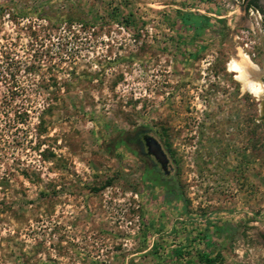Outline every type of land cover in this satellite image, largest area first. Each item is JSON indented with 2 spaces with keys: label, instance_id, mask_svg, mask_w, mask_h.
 <instances>
[{
  "label": "rangeland",
  "instance_id": "1",
  "mask_svg": "<svg viewBox=\"0 0 264 264\" xmlns=\"http://www.w3.org/2000/svg\"><path fill=\"white\" fill-rule=\"evenodd\" d=\"M61 2L0 15V264H264L263 131L226 71L244 56L264 89L262 23L240 0H66L84 23L45 21ZM136 127L183 207L114 147Z\"/></svg>",
  "mask_w": 264,
  "mask_h": 264
},
{
  "label": "trees",
  "instance_id": "2",
  "mask_svg": "<svg viewBox=\"0 0 264 264\" xmlns=\"http://www.w3.org/2000/svg\"><path fill=\"white\" fill-rule=\"evenodd\" d=\"M11 1L10 6L16 5L19 3V8L13 9V15L18 16L19 18H26L29 14H34L33 18L38 14H44L40 0H0V15L7 8L6 2ZM245 7L250 6L256 8L259 12L258 6L255 4V0H242ZM39 4V7L37 6ZM62 5L59 6V10L56 15L50 18L44 19L50 23L62 22L66 25L70 24L72 21L78 23H84V20L76 17L70 11L72 10V5L66 2H61ZM28 18V17H27ZM181 22L188 26L192 31L198 27V22L194 18L183 17ZM149 129L145 127H136L132 132L120 133L114 140V147H121L128 154L136 156L139 160L143 161V173L142 178L148 181L154 186H159L163 189V196L166 198H172L181 203V206H184V201L180 193L176 189L175 180L173 177L165 178L159 169L155 167V164L149 159L148 155L141 151L140 147V137ZM157 142V141H156ZM158 143V142H157ZM159 144V143H158ZM160 146V145H159ZM217 256V255H216ZM216 256L211 257L205 253H199L197 259L202 264H213Z\"/></svg>",
  "mask_w": 264,
  "mask_h": 264
},
{
  "label": "bare ground",
  "instance_id": "3",
  "mask_svg": "<svg viewBox=\"0 0 264 264\" xmlns=\"http://www.w3.org/2000/svg\"><path fill=\"white\" fill-rule=\"evenodd\" d=\"M246 58L242 56V62H235L230 60L226 67L227 72L233 73L234 79L240 83L241 89L254 98L259 99L262 97L263 89L261 84L256 80L253 73L245 65Z\"/></svg>",
  "mask_w": 264,
  "mask_h": 264
},
{
  "label": "water",
  "instance_id": "4",
  "mask_svg": "<svg viewBox=\"0 0 264 264\" xmlns=\"http://www.w3.org/2000/svg\"><path fill=\"white\" fill-rule=\"evenodd\" d=\"M255 4L258 6L259 10H260V17L263 20V24H264V0H255ZM261 33L264 37V26L263 29L261 30ZM258 120H260L263 123L264 126V92L262 94L261 97V101L259 103L258 106ZM263 140H264V132H263ZM143 141V145L145 148V152L152 156V158L154 159L155 162H157L160 166V168L162 170H165V157L163 152L161 151L159 144L156 142V140L154 138H152L151 136H144L142 138Z\"/></svg>",
  "mask_w": 264,
  "mask_h": 264
},
{
  "label": "flooded vegetation",
  "instance_id": "5",
  "mask_svg": "<svg viewBox=\"0 0 264 264\" xmlns=\"http://www.w3.org/2000/svg\"><path fill=\"white\" fill-rule=\"evenodd\" d=\"M260 22L262 23V29H263V26H264V24H263V20H262V18L260 17ZM262 37H263V35H262ZM263 40H264V37H263ZM263 47H264V41H263ZM231 77L233 78V75H231ZM262 81L264 82V78H262ZM262 86V85H261ZM262 89H263V86H262ZM245 92V91H244ZM263 92H264V89H263ZM245 93H247V92H245ZM254 99V101L256 102V106H257V117H258V106H259V103H260V101H261V98H259V99H256V98H253ZM257 117H256V119H255V121L256 122H259L260 124H261V126H262V131L264 132V126H263V123L260 121V120H258L257 119ZM241 122H243V128L245 129V125H246V117H243V119L241 120ZM263 132H262V134H261V140H263ZM144 136H147L146 134H144V135H142L141 137H140V149H141V151H142V148L144 147V145H143V141H142V138L144 137ZM244 140H246V137H244ZM264 141V140H263ZM160 147V146H159ZM161 149V148H160ZM162 151V150H161ZM143 153H145L146 155H148L146 152H145V148H144V151H142ZM163 152V151H162ZM164 154V153H163ZM148 157H149V159L156 165L157 164V166L159 167V170L161 171V173L163 174V175H167L168 173H169V169L167 168V166H166V163H165V170H162L161 168H160V166H159V164L157 163V162H155L154 161V159L152 158V156H150V155H148ZM164 157H165V155H164ZM165 160H166V157H165Z\"/></svg>",
  "mask_w": 264,
  "mask_h": 264
},
{
  "label": "built area",
  "instance_id": "6",
  "mask_svg": "<svg viewBox=\"0 0 264 264\" xmlns=\"http://www.w3.org/2000/svg\"><path fill=\"white\" fill-rule=\"evenodd\" d=\"M240 2L243 3L242 8L247 18L251 21L254 27L257 26L260 22V12L256 8L250 6L245 7L244 2L242 0H240Z\"/></svg>",
  "mask_w": 264,
  "mask_h": 264
}]
</instances>
